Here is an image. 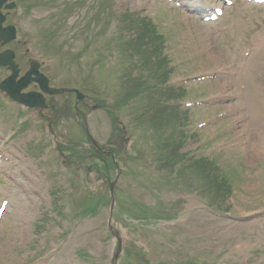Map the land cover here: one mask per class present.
Returning <instances> with one entry per match:
<instances>
[{
  "label": "rangeland",
  "instance_id": "rangeland-1",
  "mask_svg": "<svg viewBox=\"0 0 264 264\" xmlns=\"http://www.w3.org/2000/svg\"><path fill=\"white\" fill-rule=\"evenodd\" d=\"M44 1L7 16L17 37L6 47L22 71L36 58L54 85L85 94L78 107L87 128L121 170L105 177L89 167L92 159L76 161L70 146L85 151L88 141L74 110L52 113L51 134L36 111L1 94L0 264H111L114 177L110 221L122 245L115 264H264V2ZM215 6L223 15L205 21ZM54 13L57 28L43 31ZM127 17L156 27L171 67L174 92L157 98L165 110L154 126L147 91L139 107H115L130 67L115 46L131 35ZM219 179L228 193L217 189ZM135 250L144 258L126 256Z\"/></svg>",
  "mask_w": 264,
  "mask_h": 264
},
{
  "label": "trees",
  "instance_id": "trees-1",
  "mask_svg": "<svg viewBox=\"0 0 264 264\" xmlns=\"http://www.w3.org/2000/svg\"><path fill=\"white\" fill-rule=\"evenodd\" d=\"M127 18L131 35L127 38L121 37L115 46L119 52L128 53L130 67L126 72L125 92L116 100L115 107L120 108L131 102L137 108L141 103V96L147 91L149 95L147 121L154 126L153 121L157 120L165 110L162 101L157 98L161 95L167 97L173 94L171 87L162 85L167 80L170 70L166 69L165 58L160 56L161 37L156 33L154 25L146 18ZM158 85L164 86L160 93L157 89ZM153 89L157 92L152 91ZM174 157V154H169L165 157V161H171ZM217 189L227 191L228 186L224 180L219 179Z\"/></svg>",
  "mask_w": 264,
  "mask_h": 264
},
{
  "label": "water",
  "instance_id": "water-1",
  "mask_svg": "<svg viewBox=\"0 0 264 264\" xmlns=\"http://www.w3.org/2000/svg\"><path fill=\"white\" fill-rule=\"evenodd\" d=\"M14 5L13 1L7 3V0H0V45H3L15 38V27L13 25L3 26L6 14L1 12L2 8L11 9ZM13 58L14 53L12 50L7 49L0 53V66H7L11 70L10 75L0 82V90L5 91L13 100L27 107H37L40 110L46 107L44 98L40 92L21 93V90L33 80L38 83L41 91L44 93L55 94L65 91H74L78 99L83 97L77 89L50 88L46 77L40 73L35 66H31L30 69L18 79V81H15L19 70ZM32 75H34V77H31ZM112 204L113 199L111 206Z\"/></svg>",
  "mask_w": 264,
  "mask_h": 264
},
{
  "label": "flooded vegetation",
  "instance_id": "flooded-vegetation-1",
  "mask_svg": "<svg viewBox=\"0 0 264 264\" xmlns=\"http://www.w3.org/2000/svg\"><path fill=\"white\" fill-rule=\"evenodd\" d=\"M20 44V43H19ZM28 52V50H27ZM27 64H28V59L25 61ZM49 85H52L51 84V80L49 82ZM31 88L28 89V90H36L37 87L34 83H31L29 85ZM61 96V95H55V96H46V100L49 102V106L50 108H55L56 106H59V103L61 102V99H59L58 97ZM72 97H73V100L75 102V95L73 93H69V94H64V97H63V101H64V109L67 108V104L68 102H71L72 100Z\"/></svg>",
  "mask_w": 264,
  "mask_h": 264
}]
</instances>
